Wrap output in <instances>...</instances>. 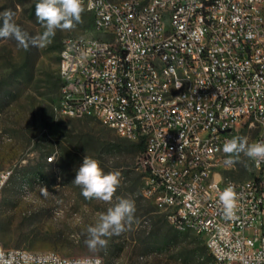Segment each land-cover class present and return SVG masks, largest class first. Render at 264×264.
Returning a JSON list of instances; mask_svg holds the SVG:
<instances>
[{
	"label": "built area",
	"instance_id": "1",
	"mask_svg": "<svg viewBox=\"0 0 264 264\" xmlns=\"http://www.w3.org/2000/svg\"><path fill=\"white\" fill-rule=\"evenodd\" d=\"M96 2L94 19H89L92 35L83 42L62 44L68 56L61 72L66 84L59 85L58 111L67 115L82 110L83 118L99 120L120 138L141 145L139 168L144 173L143 195L161 212L168 223L195 225L217 264H264V162L250 161L251 183L236 185L226 176L236 169L225 159H212V152L226 140L237 137L243 127L255 130L252 142L264 140V0H161L145 26H137L141 0H131L124 8L111 1ZM170 2V10H162ZM245 5L263 7V15L249 16ZM161 12H169L161 20ZM107 14H114V25H107ZM90 20H100L101 30H93ZM99 33L117 34L112 53H105ZM169 43L168 73L172 83L184 82L182 65L195 73L197 90L181 97L178 108H170L160 95L155 80L156 56L153 47ZM73 52L82 54L84 74L71 65ZM181 52V60L172 59ZM178 62V70H171ZM58 73V75H59ZM71 83L84 87V101L71 93ZM206 95L198 96V88ZM70 103V110H60ZM124 114V122H117ZM196 149V159L188 158ZM49 159H56L53 154ZM191 162L199 163V174H192ZM10 171H0L2 183ZM234 187L238 208L234 219H224L218 204L219 193ZM150 186L159 187V196H150ZM99 257H75L63 262L58 254L33 257L0 245V264H97Z\"/></svg>",
	"mask_w": 264,
	"mask_h": 264
},
{
	"label": "rangeland",
	"instance_id": "2",
	"mask_svg": "<svg viewBox=\"0 0 264 264\" xmlns=\"http://www.w3.org/2000/svg\"><path fill=\"white\" fill-rule=\"evenodd\" d=\"M37 2L0 0V13L12 10L15 22L35 36L44 31L35 15ZM89 19L84 11L74 28L57 30L43 48L24 49L14 40L0 39V171L11 172L0 200V244L4 249L56 252L71 258L94 256L104 264H204L201 255L209 253L204 239L173 228L144 197V173L133 143L99 120L68 117L57 109L61 45L70 36L92 35ZM237 136L252 143L256 131L243 127ZM66 152L76 156L78 168L89 156L105 172L120 173L112 204L118 198L135 202L133 222L122 234L106 237L105 249L87 247V227L112 205L82 195L72 183L73 165L67 167L63 160ZM53 154L56 161L48 164L46 158ZM235 164L226 176L236 181L251 177L247 157L241 155ZM43 186L49 195L41 194ZM26 193H31L28 199Z\"/></svg>",
	"mask_w": 264,
	"mask_h": 264
},
{
	"label": "clouds",
	"instance_id": "3",
	"mask_svg": "<svg viewBox=\"0 0 264 264\" xmlns=\"http://www.w3.org/2000/svg\"><path fill=\"white\" fill-rule=\"evenodd\" d=\"M84 11V0H38L35 15L44 31L30 36L15 22V13L6 10L0 13V39L14 40L24 49H28L29 46L43 48L51 42L57 30L74 28L81 21ZM222 151L227 157L224 163L228 166L236 163L241 155L257 165L264 162V140L249 143L246 137H233L224 142ZM72 183L82 189V195L86 199H96L112 205L106 212L99 214L94 225L87 227L85 240L87 247L91 251L105 249L108 245L106 237L122 234L133 222L135 202L128 198H118L116 203L112 204L114 194L120 185V173L105 172L100 162L89 156H84ZM40 191L44 196L49 195L48 189L44 186ZM30 195L31 193H26L25 199ZM218 204L224 219L235 218L238 197L233 186L228 185L219 193Z\"/></svg>",
	"mask_w": 264,
	"mask_h": 264
},
{
	"label": "bare ground",
	"instance_id": "4",
	"mask_svg": "<svg viewBox=\"0 0 264 264\" xmlns=\"http://www.w3.org/2000/svg\"><path fill=\"white\" fill-rule=\"evenodd\" d=\"M111 1V0H107ZM114 8H124L126 4H130L131 0L122 1V2H113L111 1ZM158 3H161V0H153L151 2V11L148 10H139L137 11V26H145V18H152V11H158ZM178 4H186V0H178ZM142 9H149L150 0H141ZM85 11L90 15L91 19H94V11L96 9V2L92 0H84ZM162 10H170V2H162ZM245 12L249 16L263 15V7L245 5ZM169 12H161V20H168ZM107 25H114V14H107ZM92 29L101 30L100 20H92ZM71 41L83 42L82 36H70L64 39L63 44H68ZM99 41H103V49L105 53H112V42H118L117 34L108 33H99ZM169 43H162L158 47H153V56H156V71H155V80H152V87L160 86V95L162 96V101L164 103H170V108H178V105L181 104V97H172L173 93L182 94H193L197 90V80L195 73H191L190 65H182V77H184V82L172 83V92L171 88L168 85V81H175V74L168 73V59H170ZM172 59L181 60V52H172ZM82 54L80 52H73L71 55V65H77V74H84V65H81ZM62 64H68V56H63V52L60 51V60L58 66V73L61 72ZM171 70H178V62H171ZM60 84H66L67 74L59 73ZM71 93L76 94L77 101H84V87L78 83H71ZM206 95V87L198 88V96ZM60 110H70V103H60ZM66 116L68 117H82V110H72ZM117 122H124V114H117ZM188 158L196 159V149H188ZM226 155L223 153L222 149L218 152H212V159H226ZM56 159L46 158L48 164L54 163ZM192 174H199V163L191 162ZM11 175V174H10ZM253 178V169H251V177L246 180L236 181V185H245L246 183H251ZM9 178H5L2 183V190L7 184ZM150 196L158 197L159 196V187L150 186ZM1 200V199H0ZM173 228L179 232H194L195 225L191 224H178L170 223ZM1 245V244H0ZM20 254L24 255H33V257H43V256H54L56 252H32L22 249H16ZM209 253L210 250L208 249ZM58 254V253H57ZM59 259L63 262H74L75 257H64L58 254ZM217 264V260H214ZM99 264H104L102 259L99 258Z\"/></svg>",
	"mask_w": 264,
	"mask_h": 264
},
{
	"label": "trees",
	"instance_id": "5",
	"mask_svg": "<svg viewBox=\"0 0 264 264\" xmlns=\"http://www.w3.org/2000/svg\"><path fill=\"white\" fill-rule=\"evenodd\" d=\"M59 84H60V79H59ZM133 146H134L135 150L137 152H139V154H140L142 151V146L141 145H135V144H133ZM75 157L76 156L74 154H72L70 152H68V153L66 152L63 160L66 163L67 167H70L71 165H73L72 170L75 171V173H76V171H78V169H79L78 168L79 162L74 159ZM68 159L69 160L71 159V160L68 161ZM201 258H202V261L204 262V264H215V261H214L212 255L210 253L203 252L201 255Z\"/></svg>",
	"mask_w": 264,
	"mask_h": 264
}]
</instances>
